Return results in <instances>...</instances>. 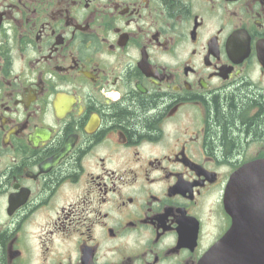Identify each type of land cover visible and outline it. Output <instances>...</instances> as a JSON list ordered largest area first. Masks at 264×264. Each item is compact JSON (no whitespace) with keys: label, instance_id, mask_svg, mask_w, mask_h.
Returning <instances> with one entry per match:
<instances>
[{"label":"flooded vegetation","instance_id":"af4514ba","mask_svg":"<svg viewBox=\"0 0 264 264\" xmlns=\"http://www.w3.org/2000/svg\"><path fill=\"white\" fill-rule=\"evenodd\" d=\"M256 163L264 0H0V264H225Z\"/></svg>","mask_w":264,"mask_h":264},{"label":"water","instance_id":"95a60500","mask_svg":"<svg viewBox=\"0 0 264 264\" xmlns=\"http://www.w3.org/2000/svg\"><path fill=\"white\" fill-rule=\"evenodd\" d=\"M225 208L233 224L217 246L222 251L217 255V260L225 264H252V257L246 254L245 247L255 246L258 248L257 264H264V163L247 165L233 176L226 194ZM233 239H239L235 245H243L244 254L241 252L234 257L229 253ZM216 252L214 249L205 257L206 264L213 261Z\"/></svg>","mask_w":264,"mask_h":264}]
</instances>
